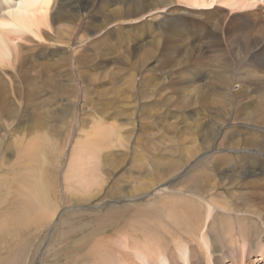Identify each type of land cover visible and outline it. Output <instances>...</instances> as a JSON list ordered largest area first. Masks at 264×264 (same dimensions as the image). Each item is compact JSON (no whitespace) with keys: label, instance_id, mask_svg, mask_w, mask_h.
<instances>
[{"label":"bare ground","instance_id":"6f19581e","mask_svg":"<svg viewBox=\"0 0 264 264\" xmlns=\"http://www.w3.org/2000/svg\"><path fill=\"white\" fill-rule=\"evenodd\" d=\"M186 1H193L191 3L192 6L197 2L200 5H203L205 2L207 3V1L203 2L204 0ZM258 1H261L264 4V0H223L225 4L235 5V8H237V6L243 9L244 7H252L250 12L246 11L244 14L245 21L240 28L237 41L233 39L234 44L231 46L230 43L228 51H226L227 53H223L222 49L218 48V41H220L218 35L215 36L209 34L208 37L209 53L215 51V53L217 52L218 54L223 55H219L221 57L220 59H214L215 57L212 58L211 60L215 61L211 64L210 69L208 66L209 88H207L209 89V117H204V119L205 123H209V135H211V137L214 135L215 140L221 142V145H216V141L213 139L214 141H212L208 148L209 150H215V152H222V154L220 153V156L218 155V157L214 159L213 165L211 164L210 168L202 165V167L205 168L199 166L200 169L199 167L192 166L193 163H191L192 161L190 162L198 151H205L208 149L203 145L206 143L204 138H202L201 145L194 144L192 147L182 149H180L182 145H180L181 147L178 145L180 148L176 150L172 141V145L170 144L169 146H164L165 142H161V146H156L157 144L153 143L152 145H149L146 142L145 145H142V149L139 150L138 148H141L139 143L135 142V140H131L136 136V130H138V132L140 131L141 134L148 130V122H144L145 120L142 115H146L145 111L148 110L147 108L150 103H144V101H141L140 98L143 97L142 93L138 89H134L136 84L135 79H137L136 76H143V72L147 69L148 65H143L141 68H135L138 71L137 73H135L136 70L133 71L134 69L130 70V63L134 58V54L131 55L130 52L136 53L141 51L145 52L147 56L150 53L153 54L152 52L154 51L152 49L155 47L152 46V48L148 42L138 40L137 37L129 41L118 34L120 32L119 29L124 27L140 28L142 25L149 23V21L152 22L160 16L165 17L171 12L184 10L180 9V6V8L172 6L173 8L166 12H158L160 11V8H164L165 10V6L169 3H173L174 0H0V140L2 138L1 131L4 126L11 123L9 121H12V123L16 122L18 125H31L32 128L37 127L40 130L44 129V131L48 130L49 127H53L50 123H52L51 120L54 117L57 118L56 120L59 118L61 121H67V123L73 121L74 118L79 121L82 112H77L78 104L76 102L78 101H75V99H77L78 96L75 98V95L81 92V95L85 97L86 89L84 90L83 84L87 82L90 86V93L92 96L87 99L88 110H85L87 113V117L85 116V118L91 125H95L88 126L90 125L89 123L88 125L85 124L89 129V131L86 132L87 138L84 141L86 143L84 145L82 144L83 146L78 144L79 147L78 145H76L77 147L73 145L77 150L75 157H73L72 167L74 166V169L72 172L70 171V175L83 186L82 189L84 188V190L87 191H83L84 193L79 195V199L77 200L89 202L95 201L100 193L104 192L106 189L103 188L104 183L102 184V181H99L97 178L99 168L98 159L100 157H102V165L107 167V176L111 174V176L117 177V172L122 168L121 166L124 164L127 166H123L124 170L121 169L122 171L117 177V180L122 182L124 186H117L115 189L112 187L115 196H130L133 191L147 190L158 184L159 181L161 182L165 178L167 179L170 175H174L178 170H183L184 173H188L187 175H189L186 182L183 184H195L196 186H194V188H197H195V190L192 188L185 190V192H181L182 195L179 198H176L175 195L173 198L176 199H168L162 205L161 210L155 208L154 201L148 204L147 207L141 208L136 206L137 208H133L134 212L131 211L133 215H130V221L132 219L133 222L131 221V223H129L130 221H128L126 226L128 231L126 230L123 232L125 234L128 233V235L126 234V237H129L130 245H133L135 249H141L144 253V257L148 258L150 264H154V262L157 261L164 263L163 259L165 255L170 256L168 257L170 264H178L175 253L173 251L171 252L170 249H174V246H181L180 239H188L191 243L192 249L206 250L204 247L205 243L200 242L198 239L203 237L206 238V235H209V233L215 238L213 239L212 237V241L209 243L211 244L212 249H215V241H219L222 246L224 245L231 249H235L236 247L237 250V245L235 243L241 241L240 237L245 238L246 235L252 232L253 235L256 236V239L260 238V241H263V244L264 15H262L263 11H260L261 14L259 10L263 9L264 5L257 4ZM213 2L214 1H212V3ZM179 3L180 2L175 4L179 5ZM207 5L210 4L207 3ZM191 12L196 13L194 10ZM177 13L178 12L175 13V16ZM221 14L222 13H220V15ZM228 16L229 15H227V18ZM235 17L236 16H234L233 21H235ZM182 22L184 23V21ZM231 25H228L230 30L232 27ZM151 28L153 27H150V29ZM160 33L162 34V32ZM225 39H228V37ZM131 42H135L137 47L134 49L130 48ZM177 45H181V43ZM161 46L163 48V45ZM222 46L224 49V45ZM182 52L183 51H181V53ZM169 53L173 54L171 51ZM196 54H198V52ZM155 55H157V53ZM227 55L232 56L234 59L238 57L240 59V67L237 68V65L230 66V63H226L225 61H228L229 58H227ZM163 59L165 58L163 57ZM222 60L223 62H220ZM216 61L220 62L221 65ZM134 65L132 64L133 67ZM138 65H135V67ZM159 65H161V63ZM121 72H125L126 75L122 77V82H119L117 81L118 75L115 77V74H122ZM105 78H107V85L109 84L113 90L99 91L97 89L103 84L105 85ZM194 79H196V75H193L191 78V80ZM150 89L152 88H149V90ZM152 90L154 91V88ZM194 90L199 94L200 100L205 101L202 98L204 95L202 88L200 89L197 87ZM127 91L131 92L130 97L132 98V105L128 103L127 100H123L124 97H122L123 103L119 104L120 109L114 107V100H112V97L111 100H108V97H105L107 94H116L118 99L120 94H124V92ZM156 91L157 93L159 92L158 90ZM153 95L154 94L150 92V95L146 96V98ZM113 98L115 99V97ZM58 100H64L65 103L63 104L61 102L59 105ZM126 102L128 105L125 106L124 104ZM42 103L43 106H41ZM185 103L187 102L185 101ZM55 105H59L60 109L53 110L52 106ZM123 107L126 109L122 110L121 108ZM169 109L171 110V108ZM181 110L184 109H181L180 107V110L177 112L183 113L179 112ZM149 116L150 115H148V117ZM15 119H17V121ZM103 119H106V121ZM84 123L82 124L84 125ZM237 123H240V127L236 126ZM126 124L130 126L129 130L125 128ZM202 126L203 122L201 121L194 127L197 130L196 127L203 129ZM8 127L9 126H7V128ZM55 127H57V124ZM81 127L82 126H80V128ZM115 128L121 130L125 129L126 134H121L119 132L113 133V129ZM157 130L159 131V129ZM192 130V128H188V131H191L190 133L195 136L196 132ZM75 133L79 134V132ZM159 133L162 132L159 131ZM9 134V136L14 135L13 133ZM152 139H154V137ZM158 140L160 141V139ZM16 142L19 141L17 140ZM192 142H196V137L192 138ZM31 146L33 150L36 148H34L33 144H31ZM143 146L151 149L152 152L148 151L150 153L149 155H146V149ZM121 147L126 148L127 152L121 151ZM21 149L22 148L20 147V150ZM142 150H145V152L143 151L145 155L142 153L138 156L137 152ZM21 151L24 152L23 150ZM101 152H103V155H101ZM28 153L30 154V152ZM26 157H24L23 160H25ZM184 159L185 163L183 166L182 161ZM70 161L72 162V160ZM135 170L138 171L139 174L142 173L143 176L134 175L133 172ZM103 182L105 181L103 180ZM180 189H182V186ZM180 189L176 190L180 192L184 188L182 190ZM208 189L210 192L213 190L217 191L216 189H218V191L219 189H222V194L220 193L221 197L219 198L218 195H211L208 197L210 194L208 193ZM155 201H157V199ZM43 214V211L42 214L37 213L34 220L41 221L53 215L51 213L49 215ZM124 215L126 214L123 212L115 215H104L99 224V228L112 227L115 223L125 218ZM205 228L207 231H204ZM97 229L98 228L96 227V230ZM236 230L238 231L237 234ZM132 232H135V234L132 235ZM205 232L206 234H204ZM176 233L181 235L178 234V237ZM131 236L136 240H131ZM255 236L253 237L255 238ZM101 239L99 242L97 241V247H95L96 250L104 245V241L102 243ZM116 249H118V245ZM91 250V254H93L94 250ZM261 250L264 249L261 248ZM206 251H208V249ZM238 254L239 253H237L236 256L232 254L233 256H231V260L233 262L239 261ZM261 254L264 253L261 252ZM85 256H87V254ZM129 256V253H126L125 255L121 253V251L119 255L116 254V252H99L97 258L94 257V261L95 264H120L121 262L126 261ZM212 257H214L213 254ZM246 257L248 258V256ZM246 257H244V259ZM206 259L208 262L210 261L208 256ZM128 260H130V257ZM243 261L244 260L240 258L241 264ZM185 263H187L186 260ZM197 264L199 263L197 262Z\"/></svg>","mask_w":264,"mask_h":264},{"label":"rangeland","instance_id":"374dc122","mask_svg":"<svg viewBox=\"0 0 264 264\" xmlns=\"http://www.w3.org/2000/svg\"><path fill=\"white\" fill-rule=\"evenodd\" d=\"M205 1H207V3H209L210 5H207ZM212 1L214 2L212 3ZM178 2H180L179 5H176L178 4ZM192 2L193 1L189 2L186 0H181V1L174 0L173 3H169L167 6H165V10L164 8H160V11L158 12H161V13L166 12L169 9H172L173 8L172 6H175V8L181 7L180 9H184V10L171 12L172 14L169 13L170 14V15L168 14L169 16L168 15L165 17L160 16L156 20L152 22L149 21V23L142 25L140 28L124 27V28L119 29L120 32L118 34L128 39L129 41L137 37L138 40H141L143 42L146 41L150 44L151 47L152 46L155 47V48L152 47L153 48L152 50L154 52L152 51L151 52L153 54L150 53L151 55L149 54L147 56L145 52H141V51L136 52V53L130 52L131 55L134 54L133 55L134 58L131 60V63H130L131 64V66L129 67L130 70L134 69L133 71L136 70L135 73H137L138 71L135 68H141V66L143 65L144 66L148 65L147 69L143 72L144 75L142 74L143 76L141 77L136 76L138 81L137 79H135L136 84L134 88V89H138L142 93L143 97L140 98L141 101H144V103H150L149 107L147 108L148 110L145 111L146 115L144 114L142 115V117L145 120L144 122L146 123L148 122L147 123L148 130H146L147 132L145 131V133H142L143 134L142 135L140 131L138 132V130H136V136L134 137L135 139L134 138L131 139L139 143V145L141 146V148H138L139 150L142 149V145H145L146 142L149 145H152V143L157 144L156 146L158 145L161 146V142H165L164 146H167V145L169 146L171 144V141L175 147V150L180 148L181 147L180 145H182V147L180 148L182 149L186 147H192L194 144L201 145L202 138H204L205 142L207 143V144L206 143L203 144L207 149L209 145H211L212 141L215 140L214 135L212 137L211 135H209V123L208 124L205 123L204 117H207V116L209 117V104H208L209 69L211 67V64H213V61H215L211 59L214 57H215L214 59H220L221 58L220 56H223V55L218 54L217 52L215 53V51L212 53H209V38L208 37H209V34L215 35V36L218 35L219 36L218 38H220L219 39L220 41H218L219 42L218 48L222 49L223 53L228 51V47L230 43H231V46L232 44H234L233 39L237 41V38L240 33V28L244 24V21H245L244 14L246 13V11L250 12L251 11L250 9L252 7H246V8L244 7L243 9L237 6V8H235L236 7L235 5H231L227 3L225 4L223 0H211V1L204 0L203 2L205 3L202 2L203 5H200L197 2L198 4L195 3L196 5L194 4V6H192L191 4ZM259 2L261 1H258L257 4L264 5L262 2L261 3ZM192 9L196 11V13L191 12L193 11ZM185 10L186 11L189 10L187 11L188 13ZM260 11L261 12L263 11L262 12L263 14ZM176 12L178 13L175 16ZM259 12L262 15H264V8L260 9ZM220 13H222L223 15L222 14L220 15ZM227 15H229L228 18H227ZM234 16H236L235 21H233ZM159 20L161 21V23ZM182 21H184V23ZM233 22H235L237 25ZM228 25L232 26L231 30L228 27ZM150 27H153L151 28L152 32H151ZM160 32H162V34ZM227 37L228 39H225ZM180 43L181 45H177ZM193 43H194V46H193ZM161 45H163V48ZM222 45H224L225 50L223 49ZM130 46H131L130 48L132 49L137 47L135 42H131ZM197 48L199 49V51ZM173 49H176V50H173ZM180 50L183 52L181 53ZM170 51L173 52V54L175 53L176 54L173 55L172 53H169ZM197 52L198 54H196ZM156 53L157 55H155ZM168 56L170 57L172 56L171 59ZM163 57L165 59H163ZM227 58H228V61H225V60L224 61L226 63H230V66L237 65L236 66L237 68L240 67L239 66L240 59L238 57L234 59L232 56L227 55ZM216 62L219 65H221L220 62H223V60L220 62L218 61ZM160 63L161 65H159ZM132 64L133 65L139 64L138 65L139 67L138 66L135 67V65L133 67ZM208 66H209V69H208ZM121 73L122 74H115V77L118 75L117 81L119 82H122V77L126 75L125 72L124 73L121 72ZM145 73L146 75L147 74L148 75L146 76ZM193 75H196V79L191 80ZM101 79H104V78H101ZM105 81H106L105 85L103 84L97 89L99 91L113 90L109 84L107 85V78H105ZM197 87H199L200 89L202 88V90L204 91V95L202 96V98L205 101H201L199 98V94L195 92L194 89ZM83 88L84 90L86 89L85 97L81 95L82 94L81 92H79L80 94L77 93L78 95L77 94L75 95V98H77L78 96V98L75 99V101H78L76 102L78 104L77 112H82L80 115L79 121L75 120L74 118L73 121H70L69 123H67V121H64V120L61 121L59 120V118L58 120H56L57 118L54 117L53 118L54 120L52 119L53 121L51 120L52 123H50V125L53 127H49V129L45 131L44 129L43 130L38 129L37 127L32 128L31 125H25V124L18 125L16 122L12 123V121H9L12 124L8 123V125L4 126L3 130L1 131L2 138L0 140V147H1L0 149V264H69V263L70 264H95L94 257L97 258V255L99 252L101 253L116 252V254L119 255L120 251L121 253L125 255L126 253H129L130 255L129 256L130 260H128L129 259L128 257L126 261L121 262L120 264H150L148 261V258L144 257V253L141 251V249H135L133 245H130L129 237L128 236L126 237V234L128 235V233L126 234L123 233L127 230L126 226H127V222L130 221V218H131L130 215H133L131 211L134 212L133 208H137L138 206L141 208L147 207L148 204L152 203L153 201H154V205L156 206L155 208L157 210L158 209L161 210L162 205L168 199H172L173 196L175 195H176L175 196L176 198H179L182 195L181 192H185V190H189L192 188L193 190H195V188H197V187L194 188V186H196L195 184L194 185L193 184L191 185L183 184L184 182H186L187 177L189 175H187L188 173H184L183 170H178L176 173H174V175H170L169 177H167V179L165 178L164 180H162L161 181L162 183L159 181L158 184H156L155 186L147 190L133 191L130 196H115L113 194L114 189L117 186H124L122 182L117 180V177L121 173V171L124 170L123 166L124 167H127V166L125 164L121 166L122 170L121 169L118 170L117 172L118 174H117V177L115 176L116 177L115 179V177L111 176V174L107 176L108 174L106 172L107 167L102 165V162H101L102 157H100L98 159L99 168H98L97 178L99 181H102V184L104 183L103 188H106L104 190L105 193L101 192L99 197L95 201L89 202V201L77 200L79 199L78 198L79 195L87 191L84 190V188L82 189L83 186L78 181H76L75 178L73 179V177H71L70 175V171L72 172L74 169L73 168L74 166L72 167L73 157H75V153L77 150L76 145L78 144L84 145L86 143L84 141L87 138L86 132L89 131L88 126L95 125V124L91 125L90 122L85 118V116L87 117L86 111L88 110L87 99L90 98V96L92 95L90 93V86L87 84V82L83 84ZM149 88H152V89L154 88V91L152 89L149 90ZM156 90H158L159 92L157 93ZM150 92L154 95L150 96L149 98H146V96L150 95ZM120 96L118 97V99H117L116 94L114 95L107 94V96L105 97L106 98L108 97V100L109 99L111 100V97H112V100H114L113 105L114 107H116V109L118 108L120 109L119 104L123 103V100H127V102L132 105V98L130 97L131 92H128V91L124 92V94H120ZM113 97H115V99ZM122 97H124L123 100H122ZM80 98H83V99H80ZM185 101L187 103H185ZM61 102L63 104L65 103L64 100L62 101L58 100L59 105L61 104ZM127 102L124 104L125 106L128 105ZM183 102L186 106L183 104ZM59 105L52 106V109L53 110L60 109ZM41 106H43V103L41 104ZM180 107L181 109H184V110H181L179 112H183L184 114L177 112L178 110H180ZM169 108H171V110ZM121 109L124 110L126 108L123 107ZM118 111H121V110H118ZM148 115L150 116L148 117ZM15 120L17 121V119ZM103 120L106 121V119H103ZM158 121H161V122H158ZM201 121L203 122V126H202L203 129H200V127H196L197 128L196 130L194 126L200 123ZM82 123H84V125ZM88 123L90 125H88ZM54 124L55 126L57 124V127H55ZM85 124H87L88 126ZM204 124L206 127L204 126ZM237 124L236 126L240 127V123H237ZM79 125L82 127L80 128ZM7 126L9 127L7 128ZM125 128L129 130L130 126L126 124ZM188 128H192L193 129L192 131L196 132V135L193 136V134L190 133L191 131H188ZM9 129H12L13 131ZM157 129H159V131L162 133H159ZM125 131H126L125 129L124 130H121L118 128L113 129V133L119 132L121 134H126ZM75 132H79V134ZM9 133H13L14 135L9 136L10 135ZM84 134L86 137L84 136ZM192 136L196 137L197 143L192 142V138H193ZM153 137L154 139H152ZM170 137L172 138V140ZM158 139H160V141ZM17 140L19 142H16ZM215 141H216V145L217 144L221 145V142L219 140H215ZM11 143L13 144V146ZM28 144H29V147L31 148L28 147ZM31 144H33L34 148L36 147L34 149L35 151L32 149ZM17 145L19 148L17 147ZM73 145L76 147H74ZM20 147L22 148L21 150H23L25 153L20 150ZM4 149H5V152H4ZM145 149L147 153L145 152V150L137 152L138 154L136 152L135 153L139 156L142 153L144 154V152L146 155H149V153L152 152L151 149H148L146 147ZM120 150L123 152H127V149L124 147L123 148L121 147ZM28 152H30V154ZM220 153L222 154L221 151L215 152V150H209L208 148L205 151H198L197 152L198 155L196 154L193 157L194 160L192 158L190 162L192 161L191 163H193L192 166L194 167H199V166L202 167L203 165L205 167L210 168L211 164L213 165L214 159H216L218 155L220 156ZM101 155H103V152H101ZM24 157H26L25 160H23ZM70 160H72V162ZM32 161H34L35 163ZM68 162H70L71 164ZM184 163H185V159L182 161L183 166H184ZM205 167H202V168H205ZM133 174L143 176L142 173L139 174V172L136 170L133 172ZM66 178L68 179V181ZM103 180L105 182H103ZM74 185L78 186L79 188ZM179 185H180V188L182 186V189L183 188L184 189L183 190L180 189ZM184 186H187V187H184ZM112 187H114V189ZM175 188L180 189L182 191L178 192ZM216 190L217 191H214V190L211 191L213 192L211 193L208 189V193H210L208 197L211 195H214V196L218 195V197L220 198L222 194V191H221L222 189L221 190L219 189V191L218 189ZM155 198L157 199V201H155L156 200ZM176 198H173V199H176ZM42 211L46 215H49L50 213L53 215L47 219H43L41 221H35L34 218L36 214L37 213L42 214ZM122 212L126 214L124 215L125 218L115 223L112 227L102 228V229L99 228L100 226L99 224L101 223V219H103L104 215H107V214L115 215V214L122 213ZM131 221L133 222L132 219ZM131 221L129 223H131ZM96 227L99 229V231L98 229L96 230ZM204 231H207L206 228L204 229ZM237 233L238 231L236 230V234ZM134 234L135 232H132V235ZM176 234L178 235L179 233H176ZM204 234H206V232ZM206 236H207L206 238L203 237L198 240L200 242L205 243L204 247L206 248V250L208 249V251H206L205 249H201V250L192 249L191 243L188 241V239H186L185 237H184L185 238L184 240L180 239L181 246L179 247L174 246V249L172 250L170 249L171 252L173 251L175 253V257L178 260V264H182V263L183 264H197V262L199 264H241L240 258L244 260L242 264H260V263L264 264V254H261V252L264 253V250H261V248L264 249L263 248L264 243L262 244L263 241L261 242L260 238L256 239V236L253 235V232L246 235L245 236L246 239L243 237H240L241 241H239V243L238 242L235 243L237 245V250H236V247L235 249H231V248L225 247L224 245L222 246L219 241H215V246H214L215 249H212V246L209 243L212 241L213 235L212 234L210 235L209 233V235H206ZM253 236H255V238ZM132 237L133 236L130 237L131 240L135 241L136 239ZM101 238H104V239H101ZM100 239L102 243L104 241L103 243L104 245H102L101 243L104 249L101 246L100 248H98V250H96L95 247H97L96 246L97 241L99 242ZM213 239L215 238L213 237ZM117 245H118V249H116ZM91 249L94 250L93 252L95 253V255L94 253L91 254L92 253ZM244 249H247V250H244ZM237 253H239L237 255L239 257V261L233 262L231 260L232 259L231 256H233L232 254L236 256ZM86 254L87 256H85ZM90 254L93 257H91ZM212 254L214 257H212ZM207 256H208V259L210 260L209 262L211 263H209L208 260L206 259ZM246 256H248V258ZM168 257L170 256L168 255L164 256V259H163L164 263H162L161 261L160 262L157 261V262H154V264H170L168 261ZM244 257L246 258L244 259ZM185 260L187 261V263H185Z\"/></svg>","mask_w":264,"mask_h":264}]
</instances>
